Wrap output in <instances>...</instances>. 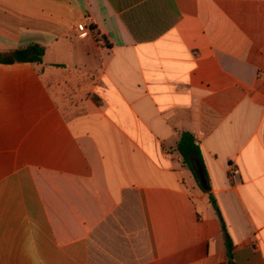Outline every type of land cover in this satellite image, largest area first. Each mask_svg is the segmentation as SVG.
Listing matches in <instances>:
<instances>
[{"label":"crops","instance_id":"1","mask_svg":"<svg viewBox=\"0 0 264 264\" xmlns=\"http://www.w3.org/2000/svg\"><path fill=\"white\" fill-rule=\"evenodd\" d=\"M34 44L0 63V264H230L211 195L264 264V0H0V53Z\"/></svg>","mask_w":264,"mask_h":264},{"label":"trees","instance_id":"2","mask_svg":"<svg viewBox=\"0 0 264 264\" xmlns=\"http://www.w3.org/2000/svg\"><path fill=\"white\" fill-rule=\"evenodd\" d=\"M45 53L46 51L43 46L34 44L22 49L15 50L14 52L9 54L0 53V63L14 64L20 62H29V63L41 64L43 62ZM176 150L180 153L183 159V165L191 171L193 177L195 178L201 190L204 193H210L211 192L210 180L196 137L190 132H183L176 146ZM199 168L203 169L204 177L207 180L206 186L202 185V178L200 176ZM210 200L221 221L222 228L226 236L227 254H228L229 262L230 264H232L233 248H234L233 243L227 232L225 221L223 219L222 212L218 206L217 201L212 195Z\"/></svg>","mask_w":264,"mask_h":264},{"label":"built area","instance_id":"3","mask_svg":"<svg viewBox=\"0 0 264 264\" xmlns=\"http://www.w3.org/2000/svg\"><path fill=\"white\" fill-rule=\"evenodd\" d=\"M77 29H78V31H79L81 34H83V35H87V34H89L90 31H91V30H89V28L87 27V25H86L85 23H81V24H79V25L77 26ZM234 173H235L236 175H238V174H239V170L236 169V170L234 171Z\"/></svg>","mask_w":264,"mask_h":264},{"label":"water","instance_id":"4","mask_svg":"<svg viewBox=\"0 0 264 264\" xmlns=\"http://www.w3.org/2000/svg\"><path fill=\"white\" fill-rule=\"evenodd\" d=\"M199 172H200V176H201V178H202V185H203V186H206V185H207V180H206L205 177H204L203 169H202V168H199Z\"/></svg>","mask_w":264,"mask_h":264},{"label":"rangeland","instance_id":"5","mask_svg":"<svg viewBox=\"0 0 264 264\" xmlns=\"http://www.w3.org/2000/svg\"><path fill=\"white\" fill-rule=\"evenodd\" d=\"M195 187H197V186H195Z\"/></svg>","mask_w":264,"mask_h":264}]
</instances>
